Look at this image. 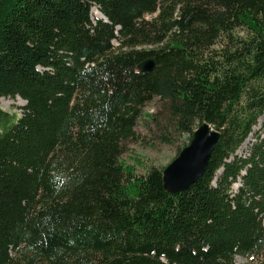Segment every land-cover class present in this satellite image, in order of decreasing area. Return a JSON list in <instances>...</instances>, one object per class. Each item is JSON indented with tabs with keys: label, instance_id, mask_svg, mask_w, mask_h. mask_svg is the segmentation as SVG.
<instances>
[{
	"label": "trees",
	"instance_id": "trees-1",
	"mask_svg": "<svg viewBox=\"0 0 264 264\" xmlns=\"http://www.w3.org/2000/svg\"><path fill=\"white\" fill-rule=\"evenodd\" d=\"M16 97L0 264H264V0H0V98ZM154 98L163 141L219 133L182 191L119 159Z\"/></svg>",
	"mask_w": 264,
	"mask_h": 264
},
{
	"label": "rangeland",
	"instance_id": "rangeland-1",
	"mask_svg": "<svg viewBox=\"0 0 264 264\" xmlns=\"http://www.w3.org/2000/svg\"><path fill=\"white\" fill-rule=\"evenodd\" d=\"M94 9L97 8L92 7L90 10L91 19L93 21L98 18L94 14ZM116 44L117 42H114V46H116ZM24 105L25 102L19 97L0 98V108L4 111L16 114L17 116L21 114V108ZM161 105V101L154 98L141 108V114L134 126L136 139L127 141L119 156V159L122 160L125 165L131 166L133 172L137 175L144 174L150 167L166 169L183 148V144H185L187 136L170 137V142L162 140L156 122V120H159L161 117ZM263 122L264 115L259 119L257 126L254 127V132H260L261 135H264ZM252 141L253 137L250 136L246 142L240 146L236 154L238 156H244ZM233 187L235 188V185H233ZM251 262V259L237 258L236 260V264H250Z\"/></svg>",
	"mask_w": 264,
	"mask_h": 264
},
{
	"label": "water",
	"instance_id": "water-1",
	"mask_svg": "<svg viewBox=\"0 0 264 264\" xmlns=\"http://www.w3.org/2000/svg\"><path fill=\"white\" fill-rule=\"evenodd\" d=\"M155 66V59L148 57L137 65V69L148 72ZM218 138V131L213 130L208 123H201L193 131L188 145L183 147L163 170L164 187L169 191L178 192L194 183L206 168Z\"/></svg>",
	"mask_w": 264,
	"mask_h": 264
},
{
	"label": "bare ground",
	"instance_id": "bare-ground-1",
	"mask_svg": "<svg viewBox=\"0 0 264 264\" xmlns=\"http://www.w3.org/2000/svg\"><path fill=\"white\" fill-rule=\"evenodd\" d=\"M94 14L96 17L100 18L101 17V14L98 10L94 9Z\"/></svg>",
	"mask_w": 264,
	"mask_h": 264
}]
</instances>
